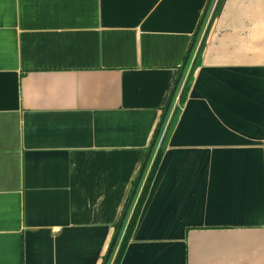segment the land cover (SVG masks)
<instances>
[{"label":"crops","instance_id":"0c3cea01","mask_svg":"<svg viewBox=\"0 0 264 264\" xmlns=\"http://www.w3.org/2000/svg\"><path fill=\"white\" fill-rule=\"evenodd\" d=\"M218 2L0 0V264L120 229L113 264L159 150L119 264H264V0H225L182 98Z\"/></svg>","mask_w":264,"mask_h":264},{"label":"trees","instance_id":"16d2710c","mask_svg":"<svg viewBox=\"0 0 264 264\" xmlns=\"http://www.w3.org/2000/svg\"><path fill=\"white\" fill-rule=\"evenodd\" d=\"M211 1H212V0H211ZM224 2H225V0H219L218 4H217V6H216V9H215V11H214V14H213L212 20H211V22H210V27H209V29H208L206 35H205V38H204L203 42L201 43V46H200L199 52H198L197 57H196V59H195V63H194L193 69H192V71H191V73H190L189 79H188L187 84H186V86H185L184 93L186 92L187 87H188V85L190 84V82H191V80H192V76H193L194 71H195L196 68L202 63L203 52H204V49H205V47H206V42H207V39H208V35H209V32H210V29L212 28V26H213V24L215 23L216 19L219 17V15H220V13H221V11H222V8H223V4H224ZM200 29H201V27H200ZM200 29H199V30H200ZM195 45H196V42H195V44H193L192 51H193ZM190 55H191V53H190ZM180 81H181V78H180L179 81L177 82V86H179ZM174 95H175V94H174ZM174 95H172V98L174 97ZM183 96H184V95H183ZM183 96H182V98H183ZM171 102H172V100H171ZM171 102H170V104H168V108H167V111H166V115L164 116V117H165L164 120L166 119L167 114H168V112H169V109H170V106H171ZM173 119H174V118H173ZM173 121H174V120H173ZM163 125H164V122H163V124H162V126H161V129L163 128ZM170 129H171V125H170V128H169L168 131H170ZM159 135H160V130H159V132L156 134L155 142H154V143L157 142V139L159 138ZM154 145H155V144H154ZM160 156H161V150H159V152H158V154H157V156H156V159H155V161H154V163H153V166H152V168H151V170H150V172H149V175H148L147 180H146V182H145V184H144V187H143V189H142V191H141V193H140V196H139L138 201H137V203H136V206H135L134 212H133V214H132V216H131V219H130L129 224H128V226H127V229H126L125 235H124V237H123V240H122L121 246H120V248H119V251H118V253H117V256H116L115 261H114L113 264H119V263H120V261H121V259H122V257H123V254H124V252H125V249H126L128 243L130 242V240H131V238H132V235H133L134 229H135L136 224H137V222H138V219H139V216H140V214H141L142 208H143V206H144V204H145V202H146V200H147V198H148V195H149V192H150L151 185H152V183H153V180H154L155 174H156V172H157ZM149 161H150V158L148 159V162H147L145 168H144L143 171H142V176H141V179L139 180V183L141 182L142 178H143L144 175H145V172H146V169H147V167H148V163H149ZM139 185H140V184H138L137 189H136V191H135V193H134L132 199H129V202H128L127 206H126L125 213H124V214H125V217H124V219H123V223H122V229H123L124 226H125L126 220H127V218H128L129 212H130V210H131V207H132V205L134 204V201H135V199H136V197H137V194H138V191H139ZM118 237H120V235H119ZM117 240H118V238H117ZM117 240H116V243L114 244V247L112 248V251H111V254H110L109 258H111L112 253L115 251V247H116V245H117Z\"/></svg>","mask_w":264,"mask_h":264},{"label":"water","instance_id":"95a60500","mask_svg":"<svg viewBox=\"0 0 264 264\" xmlns=\"http://www.w3.org/2000/svg\"><path fill=\"white\" fill-rule=\"evenodd\" d=\"M191 87H192V81H191L190 84L188 85L187 90H186V92H185V94H184V96H183V103L186 102V100H187V98H188V96H189V93H190ZM163 121H164V119L162 120L161 125H162ZM173 122H174V121H173ZM172 129H173V126L171 127V130H172ZM152 149H153V146L151 147V151H152ZM147 161H148V159L145 161V164H144L143 169L145 168V165H146ZM141 176H142V173H141V175L139 176V180H140ZM138 184H139V181L137 182V185H136V187H135V189H134V191H133V193H132L131 199H132V197H133V195H134V193H135V191H136V189H137ZM121 223H122V222H121ZM119 231H120V229H119L118 232H117V235H116V237H115V239H114V241H113L112 247L114 246V244H115V242H116V239H117V237H118ZM110 254H111V250H110V252H109V254H108V256H107V259H106L105 264H107V261H108V258H109V256H110Z\"/></svg>","mask_w":264,"mask_h":264}]
</instances>
